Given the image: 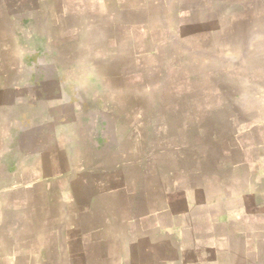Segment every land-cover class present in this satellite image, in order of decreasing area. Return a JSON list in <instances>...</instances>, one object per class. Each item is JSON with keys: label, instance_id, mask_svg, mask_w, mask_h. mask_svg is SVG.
Wrapping results in <instances>:
<instances>
[{"label": "crops", "instance_id": "1", "mask_svg": "<svg viewBox=\"0 0 264 264\" xmlns=\"http://www.w3.org/2000/svg\"><path fill=\"white\" fill-rule=\"evenodd\" d=\"M0 264H264V0H0Z\"/></svg>", "mask_w": 264, "mask_h": 264}]
</instances>
